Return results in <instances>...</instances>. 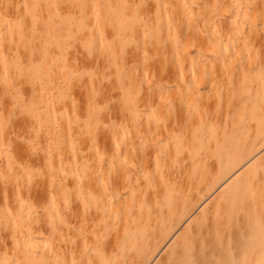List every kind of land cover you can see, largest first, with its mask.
<instances>
[{"label":"bare ground","instance_id":"6f19581e","mask_svg":"<svg viewBox=\"0 0 264 264\" xmlns=\"http://www.w3.org/2000/svg\"><path fill=\"white\" fill-rule=\"evenodd\" d=\"M263 145L264 0H0V264H207Z\"/></svg>","mask_w":264,"mask_h":264},{"label":"rangeland","instance_id":"374dc122","mask_svg":"<svg viewBox=\"0 0 264 264\" xmlns=\"http://www.w3.org/2000/svg\"><path fill=\"white\" fill-rule=\"evenodd\" d=\"M257 151H258L257 154L259 152H261L260 154L264 153V145L260 146V148H258ZM257 154L254 157V159L259 155ZM26 160L29 161L28 159ZM251 160L253 159H250L248 163H250ZM244 165L241 168H244ZM0 169H3V168H0ZM261 183H264V182H261ZM263 187H264V184L263 186L262 185L260 186V189L264 191ZM219 188L217 189L219 190ZM214 190L215 192L218 191V190L216 191V189H213L212 191L210 190L211 192L209 191V194L206 195L207 200H205V202L213 198V195H215ZM251 190H252V193L255 192L253 189ZM262 198L263 200L259 204V206L256 207L254 210H252L251 215L249 217V221L247 222L246 224L247 226L245 228L239 229V228H236L234 225L230 226L229 238L221 243L219 247L220 249L218 250L216 255L213 256V258L209 260L207 264H255V263L258 264L259 263L258 261H259L260 256L264 254V192L262 194ZM243 200L244 199H242V204H241L242 209H244L245 206L246 207L248 206L247 200H245L246 202H244ZM245 203L246 205H244ZM200 207H194L193 210L190 212L189 218L192 217V215H195L196 212L200 210ZM238 210H241V209L238 208ZM242 211H240L239 213H242ZM183 220H185V218ZM183 220L180 222L181 225L179 223L178 224L179 226L178 225H177L178 227L176 226L175 228L176 233L180 232L181 229L185 226V225H182L185 222ZM188 220L189 219H187L186 221ZM176 233L174 235H176ZM167 238H166L167 243L163 246V243H164L163 242L160 245V247L156 250L158 256L155 255L156 257L155 258L153 257L154 255H152V257L146 262V264H155L156 259L159 258V256L163 254L162 252L165 251L164 247H166L167 244H169L172 240L170 236ZM162 248L163 250L160 255L158 253H160ZM255 258H257V261L255 260ZM152 260L154 261L152 262Z\"/></svg>","mask_w":264,"mask_h":264}]
</instances>
